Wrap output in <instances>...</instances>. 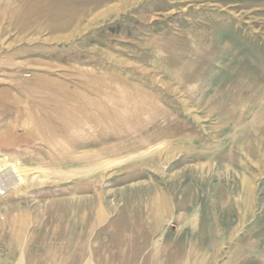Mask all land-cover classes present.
Returning a JSON list of instances; mask_svg holds the SVG:
<instances>
[{"label": "rangeland", "instance_id": "374dc122", "mask_svg": "<svg viewBox=\"0 0 264 264\" xmlns=\"http://www.w3.org/2000/svg\"><path fill=\"white\" fill-rule=\"evenodd\" d=\"M12 171L0 264H264V0H0Z\"/></svg>", "mask_w": 264, "mask_h": 264}, {"label": "bare ground", "instance_id": "6f19581e", "mask_svg": "<svg viewBox=\"0 0 264 264\" xmlns=\"http://www.w3.org/2000/svg\"><path fill=\"white\" fill-rule=\"evenodd\" d=\"M17 172L12 171L6 174L0 175V186L7 190L11 186H17L22 183V178L18 176H14ZM16 177V178H15Z\"/></svg>", "mask_w": 264, "mask_h": 264}]
</instances>
